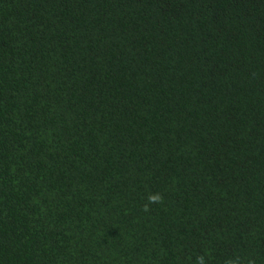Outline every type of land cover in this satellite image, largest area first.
I'll return each instance as SVG.
<instances>
[{
    "label": "trees",
    "instance_id": "trees-1",
    "mask_svg": "<svg viewBox=\"0 0 264 264\" xmlns=\"http://www.w3.org/2000/svg\"><path fill=\"white\" fill-rule=\"evenodd\" d=\"M198 256L264 264V0H0V264Z\"/></svg>",
    "mask_w": 264,
    "mask_h": 264
},
{
    "label": "clouds",
    "instance_id": "clouds-1",
    "mask_svg": "<svg viewBox=\"0 0 264 264\" xmlns=\"http://www.w3.org/2000/svg\"><path fill=\"white\" fill-rule=\"evenodd\" d=\"M148 203L145 204V210L147 211L149 208V205L151 204H160L163 202V196L159 193L150 194L147 198ZM196 264H205V258L203 256H198L196 259ZM226 264H237L236 260H228L226 261Z\"/></svg>",
    "mask_w": 264,
    "mask_h": 264
}]
</instances>
